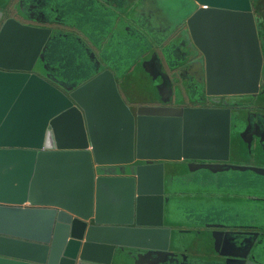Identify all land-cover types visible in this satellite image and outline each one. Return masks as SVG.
Segmentation results:
<instances>
[{"label":"water","instance_id":"1","mask_svg":"<svg viewBox=\"0 0 264 264\" xmlns=\"http://www.w3.org/2000/svg\"><path fill=\"white\" fill-rule=\"evenodd\" d=\"M193 1L186 28L205 94L255 92L262 57L250 0ZM51 31L14 19L0 27V264H122L126 249L160 245L112 242L101 228L160 232L165 166L227 161L230 110L133 111L110 67L60 88L34 68Z\"/></svg>","mask_w":264,"mask_h":264},{"label":"flooded vegetation","instance_id":"2","mask_svg":"<svg viewBox=\"0 0 264 264\" xmlns=\"http://www.w3.org/2000/svg\"><path fill=\"white\" fill-rule=\"evenodd\" d=\"M134 1L0 0V27L6 19H14L23 25L51 28V34L43 44L35 70L47 74V78L52 81L57 74L67 80L63 74L67 69L60 61L52 64L56 59L62 60L64 55L73 57L77 64V74L86 71L87 75L91 69L110 67L117 71L118 88L133 111L140 105L229 108V159L224 162L193 160L189 165L193 169L195 165L204 163L216 169L217 173L224 171L232 173V176L239 174L254 179L264 178V0H250L262 57L258 89L249 94L212 96L203 91L205 73L204 68L200 69L204 67L203 57L194 46L188 30L181 44L175 43V40L163 44L171 37L169 34L160 43L146 41L148 38L145 36H137V27L126 18V13L131 10ZM61 18L69 21L67 26L61 22ZM77 22L82 24L84 30ZM94 36L97 37L93 39ZM141 39H145L144 43ZM131 40L139 42L136 50L139 49L137 53L142 54H137L132 64L123 65V59L116 51L126 48ZM147 43L149 46H146ZM73 46L86 51L88 63L84 66L78 63L79 53L75 52ZM169 53L174 60L168 59ZM186 57L191 58L190 64L185 62ZM124 60L127 63V59ZM137 66L146 69L156 85L155 88L158 87L157 93L154 91L150 95L158 97L156 101L144 100V93L150 89L141 92L134 102L128 101L123 90L121 91L124 77L128 78L131 73L133 76ZM84 80L85 77L77 82ZM53 83L60 88L69 84L63 80ZM169 88L171 95L167 90ZM180 88L185 95L181 94ZM180 97L183 100L180 101ZM203 171L200 170L198 174L195 170L187 173L189 176L194 175L193 179L196 180L202 179ZM178 174L177 177L173 176V180L178 181ZM254 184L243 182L245 186H241V190L245 192V189L248 190L246 187ZM184 193V196L181 195L183 192L174 196L172 203L165 207V222L170 220L175 223L180 218L187 220L175 228L180 236L175 241L170 237L172 241L167 251L169 254H148L144 264H244L248 259L264 264V204L249 200L264 198V195H248L232 190L231 194L210 193L209 197L197 199L198 196H192L193 193ZM187 196L192 199L190 205L182 202ZM239 233L253 234L254 239L250 241L243 235L238 236Z\"/></svg>","mask_w":264,"mask_h":264},{"label":"rangeland","instance_id":"3","mask_svg":"<svg viewBox=\"0 0 264 264\" xmlns=\"http://www.w3.org/2000/svg\"><path fill=\"white\" fill-rule=\"evenodd\" d=\"M196 7L197 5L193 0H135L132 3V6L130 8L131 10H128V12L126 13V18L128 21H130L131 24L137 27L138 32L135 31L138 34L137 36L140 37L145 36L146 39L148 38L146 40L148 42L155 41L157 43H160L161 39L165 38L169 34L171 37L167 38L163 44H166V42L169 43L173 40H175L174 41L175 43L181 44L182 39L185 36L184 34H186L187 31L186 18ZM68 19L70 20L71 18ZM61 22H64V24H66L65 26H67L68 25L67 23H69L68 20L64 21L63 19L61 20ZM77 25L80 28L83 27L82 24H80L79 22H77ZM81 29L84 30V27ZM95 33L97 35V31ZM96 37L97 36H94L93 39H95ZM144 40L145 39H141V42L144 43ZM137 43L139 42L136 40H131L130 44L128 43L129 45L128 44L126 45V48L121 49V51L120 50L116 51V54L123 59L122 60L123 65L132 64L133 60L137 58V54H142V53H137L139 50V49L136 50L139 46ZM146 46H149V43H147ZM73 47H74L73 49L76 50L75 52L79 53L78 63L84 66V64L88 63L86 58V51H83L82 48L78 49L80 47H75V46ZM143 54H146V52L143 51ZM82 57H84V59ZM146 57L148 56L146 55ZM168 57H169L168 59H171V61L174 60V57L171 55V53H169ZM72 58L71 56L64 55L62 60L60 59L54 60V62L52 63L53 65H55L57 62L60 61V64H62V66L67 69L66 72L63 73L64 75H66L67 80L64 76L61 75L62 76L61 78L59 76L60 74H57L53 76L54 78L53 82L58 83L60 80H63L64 82H68L69 84L78 83L77 81H80V79H82L83 77L87 79L89 76L93 75L96 72V70L91 69L89 70L87 75L85 73L86 71L84 73L82 72L77 74V68H75V65L77 64L74 63V59ZM80 58L81 60L84 61H81ZM124 59H127V63H124L125 62ZM184 60L185 62L187 61L186 63H189L191 61V58L186 57ZM203 68L204 67L202 66V68L200 69L202 70ZM68 70L70 73H68ZM191 70L194 71V68H192ZM171 73L172 72H170V74ZM70 74L71 75L73 74V76L71 77ZM75 80L76 82H72ZM144 80L146 82L147 81L149 82L147 76L144 77ZM66 85H64V87ZM157 89L158 87L153 88L152 92L156 91L157 93ZM180 90H181V94L185 95L183 89L180 88ZM151 93L150 94L147 93V94L151 95ZM148 106H154V105H148ZM203 174L204 175L202 176V179L194 180L193 177H191L190 181L178 180L173 183L174 184L173 187L175 189L178 188L177 189L178 192H183V194H181L183 196L185 195L184 192H187L186 194L189 195H192L193 193L192 196H194L195 193V196L198 197H209L210 193L214 194L221 192V194H231L232 190L238 193H244L248 195H252L253 193L264 195V178L254 179L239 174H237L236 176L234 175L232 176V173L231 174L230 172L224 173V171H220L219 173H217L216 169H214L213 167H211L210 170L208 169L204 170ZM184 177L185 178L189 177V174L186 172ZM243 182L247 184L249 183L251 184L255 183V184L254 186L246 187L248 188V190L245 189L244 192L241 190V186H245L243 185ZM189 191L191 193H188ZM184 221L186 222L187 220H185V218H180L179 220H175V223H173L174 227L179 226ZM262 223H264V219Z\"/></svg>","mask_w":264,"mask_h":264},{"label":"crops","instance_id":"4","mask_svg":"<svg viewBox=\"0 0 264 264\" xmlns=\"http://www.w3.org/2000/svg\"><path fill=\"white\" fill-rule=\"evenodd\" d=\"M186 2V1H185ZM191 165H183L180 163H173V164H169L166 165L164 168V174H163V180H162V187H163V196L165 198H167L166 202L164 203V207L167 206L168 200H172L174 198V196L179 195L181 192H178V188L175 189L173 187V183L176 182L177 180H173V176L177 177V174L179 176L178 180H184V181H190L191 177L193 176H189L187 178L184 177L186 172H194V170L196 171V173L198 174V172L201 170H205V169H210L211 167H209V165H206L204 163L195 165L194 168L192 169ZM184 168H187L186 170ZM194 178V177H193ZM192 191V190H191ZM190 192V191H189ZM216 194V193H214ZM195 195V193H194ZM197 199H203V197H197ZM167 220V218H166ZM166 228H170V235L169 238L166 241ZM176 227H174V224L172 221L168 220V222L166 221L165 224L163 225V228H161L159 231L157 232L155 236H153L152 238L148 239H142V238H138V239H134V236H136V234H138V232H136V229H132V228H125V227H104L101 229H104L101 234L104 236V238L106 237L109 241L112 242H138L141 244V242H146L149 241L153 244H158L160 246L158 247H152L155 248L154 250H147L144 248L139 249L138 251H132L131 250H125L124 253L121 255L120 257V263L122 264H144L145 260H147V256L148 254H169L168 248H169V244L170 241H172L171 239H173V232L176 230ZM172 235V236H171ZM171 237V239H170Z\"/></svg>","mask_w":264,"mask_h":264},{"label":"trees","instance_id":"5","mask_svg":"<svg viewBox=\"0 0 264 264\" xmlns=\"http://www.w3.org/2000/svg\"><path fill=\"white\" fill-rule=\"evenodd\" d=\"M162 73H160V77H162ZM149 79V82L144 80V77H146ZM155 86L154 81L151 79V76L149 74V72L145 69H142V67L137 66L135 67V71L134 74L132 76V73L130 74V76L124 77L122 84H121V91L123 92L125 98L128 101L134 102L138 97H140L141 92H143L145 89L146 91H148L150 89V91L145 92V97L144 100L147 101H156L158 99V97H151L150 94L153 90V88ZM169 91V95H171V89H167ZM148 93V94H147ZM180 101L183 100L181 97L179 99ZM192 199L190 197H184L182 199V202H185L184 204L186 205H190ZM250 201H254V203H260V204H264V198H256V199H249ZM173 200H168L169 203H167V205H170V203H172ZM261 221V220H260ZM245 227H249V226H245ZM245 236L248 240L252 241L254 239V235L253 234H249V233H239L238 236ZM178 236H180V232L176 229L173 232V241H175Z\"/></svg>","mask_w":264,"mask_h":264}]
</instances>
